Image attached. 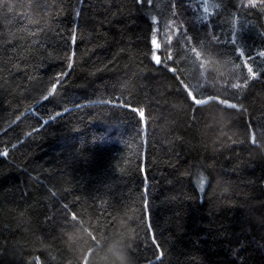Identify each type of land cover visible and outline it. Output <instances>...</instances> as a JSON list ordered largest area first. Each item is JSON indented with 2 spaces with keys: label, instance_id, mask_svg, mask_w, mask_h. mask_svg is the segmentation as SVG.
I'll use <instances>...</instances> for the list:
<instances>
[{
  "label": "trees",
  "instance_id": "1",
  "mask_svg": "<svg viewBox=\"0 0 264 264\" xmlns=\"http://www.w3.org/2000/svg\"><path fill=\"white\" fill-rule=\"evenodd\" d=\"M210 1L0 0V264H264V3Z\"/></svg>",
  "mask_w": 264,
  "mask_h": 264
},
{
  "label": "rangeland",
  "instance_id": "2",
  "mask_svg": "<svg viewBox=\"0 0 264 264\" xmlns=\"http://www.w3.org/2000/svg\"><path fill=\"white\" fill-rule=\"evenodd\" d=\"M196 4L198 6L199 17L202 19V21H207L211 17V15L213 14V9L215 8L214 4L210 0H196ZM154 45H155L157 51L161 48V42L159 41L158 38L154 39ZM239 52L242 54L241 49L239 50ZM195 54H196L198 61H200V63H201V68L205 69V64L208 63V61L202 60L200 53L195 52ZM242 56L244 58V61L246 63L248 71L252 72V68L250 67V64L247 63L246 57L244 56V54ZM155 58L156 59L160 58V55H158V53H156ZM190 93L193 96V91H191ZM198 187H199L201 193H203L205 191L206 184L203 185V190H201V187L199 185H198Z\"/></svg>",
  "mask_w": 264,
  "mask_h": 264
},
{
  "label": "snow or ice",
  "instance_id": "3",
  "mask_svg": "<svg viewBox=\"0 0 264 264\" xmlns=\"http://www.w3.org/2000/svg\"><path fill=\"white\" fill-rule=\"evenodd\" d=\"M261 2L262 3H264V0H261ZM248 3H249V5H253L254 4V0H248ZM242 55H243V53H242ZM261 55H264V53H261ZM253 78H255V75H254V73H253ZM58 87V84L56 85V88ZM56 92H54L53 94H52V96L55 94ZM52 96H46V100L47 99H49L50 97H52ZM54 118V117H53ZM205 180H206V178H201V181H200V184H201V190H203V185H204V182H205ZM153 242H155L154 240H153Z\"/></svg>",
  "mask_w": 264,
  "mask_h": 264
},
{
  "label": "clouds",
  "instance_id": "4",
  "mask_svg": "<svg viewBox=\"0 0 264 264\" xmlns=\"http://www.w3.org/2000/svg\"><path fill=\"white\" fill-rule=\"evenodd\" d=\"M116 259L119 262V264H126V260L122 257V254H117Z\"/></svg>",
  "mask_w": 264,
  "mask_h": 264
}]
</instances>
